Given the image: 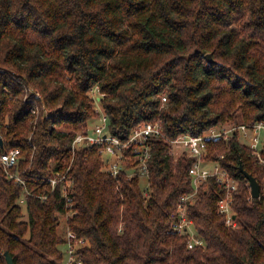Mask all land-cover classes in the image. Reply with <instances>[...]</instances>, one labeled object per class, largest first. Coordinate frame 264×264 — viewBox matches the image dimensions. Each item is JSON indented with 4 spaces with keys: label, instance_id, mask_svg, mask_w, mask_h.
Instances as JSON below:
<instances>
[{
    "label": "trees",
    "instance_id": "16d2710c",
    "mask_svg": "<svg viewBox=\"0 0 264 264\" xmlns=\"http://www.w3.org/2000/svg\"><path fill=\"white\" fill-rule=\"evenodd\" d=\"M101 112L122 136L147 121L171 137L264 121V0H0V152L21 150L13 171L28 190L0 163V264L6 251L15 264H63L69 232L84 240L82 264H264V163L237 134L207 150L238 183L236 225L210 178L187 208L204 242L189 248L174 223L191 161L155 140L145 196L96 147L73 153ZM57 171L67 178L52 189Z\"/></svg>",
    "mask_w": 264,
    "mask_h": 264
},
{
    "label": "built area",
    "instance_id": "2783aa9c",
    "mask_svg": "<svg viewBox=\"0 0 264 264\" xmlns=\"http://www.w3.org/2000/svg\"><path fill=\"white\" fill-rule=\"evenodd\" d=\"M168 100L167 96L162 97V102ZM98 122L88 129L80 130L72 142V151L81 147H96L102 156L106 170L115 178L122 173L128 179L139 177L142 179L145 196L148 195L150 179V162L152 160L153 142L160 139L169 147V153L176 161L186 157L191 161L189 175L191 177L193 190L182 196L177 207L178 220L174 223V229L179 233L188 235L189 248L204 244L203 240L196 234L193 221L187 216V208L198 197V191L202 186H207L210 178L226 190V195L220 198L219 212L227 215L228 224L233 223L234 211L231 207L233 202V191L237 189V182L219 161L207 159L208 143L224 139L229 141L234 135L239 136V141L247 145L253 155L264 163V121L252 125H217L195 135L182 133L176 137L169 136L162 125L157 121H147L131 130L127 135H118L111 130L110 118L104 112L98 116ZM21 150L14 148L9 151L0 152V163L4 167L7 176L20 184L27 192L25 179L13 168L19 164ZM222 158L224 156H221ZM67 173L55 172L48 177V181L55 189L59 183H64ZM63 185V191L65 193ZM66 194V193H65ZM84 243V240L77 239L73 232L68 233L67 259L63 264H82L77 259V248Z\"/></svg>",
    "mask_w": 264,
    "mask_h": 264
},
{
    "label": "water",
    "instance_id": "95a60500",
    "mask_svg": "<svg viewBox=\"0 0 264 264\" xmlns=\"http://www.w3.org/2000/svg\"><path fill=\"white\" fill-rule=\"evenodd\" d=\"M206 58L209 61H214L213 57H212V53L206 54ZM0 145H2L1 138H0ZM240 170L243 172V174L245 175L246 179L249 181L250 188H251V197L252 198H259L260 197V193H261V185L258 182V180L256 179V177H254L252 174L247 172L243 168L242 165H240ZM233 217H235V215ZM5 257H6L7 264H15L12 256L10 255V253L8 251L5 252Z\"/></svg>",
    "mask_w": 264,
    "mask_h": 264
},
{
    "label": "rangeland",
    "instance_id": "374dc122",
    "mask_svg": "<svg viewBox=\"0 0 264 264\" xmlns=\"http://www.w3.org/2000/svg\"><path fill=\"white\" fill-rule=\"evenodd\" d=\"M92 93H93L94 95L97 94L96 90H95V91H92ZM96 106H97V105H96ZM96 106H94V109H95V110H96V108H97ZM95 123H96L95 120L90 121V124H92V125H94ZM237 185H238V183H237ZM21 206H22V209H23L24 214H27V207H26V204L23 202V203H21ZM62 224H63V223H62ZM62 224H61L60 229H61V230H64V226H62Z\"/></svg>",
    "mask_w": 264,
    "mask_h": 264
}]
</instances>
